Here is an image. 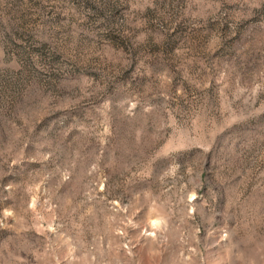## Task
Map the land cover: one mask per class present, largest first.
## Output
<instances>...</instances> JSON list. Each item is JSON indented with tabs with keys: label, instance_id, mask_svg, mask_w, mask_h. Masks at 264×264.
<instances>
[{
	"label": "rangeland",
	"instance_id": "obj_1",
	"mask_svg": "<svg viewBox=\"0 0 264 264\" xmlns=\"http://www.w3.org/2000/svg\"><path fill=\"white\" fill-rule=\"evenodd\" d=\"M0 264H264V0H0Z\"/></svg>",
	"mask_w": 264,
	"mask_h": 264
}]
</instances>
